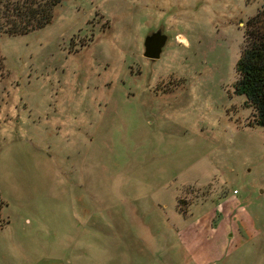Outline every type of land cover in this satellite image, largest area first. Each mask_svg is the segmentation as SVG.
I'll return each instance as SVG.
<instances>
[{"label":"rangeland","instance_id":"rangeland-1","mask_svg":"<svg viewBox=\"0 0 264 264\" xmlns=\"http://www.w3.org/2000/svg\"><path fill=\"white\" fill-rule=\"evenodd\" d=\"M263 4L61 0L0 34V264H264V127L234 88Z\"/></svg>","mask_w":264,"mask_h":264},{"label":"trees","instance_id":"trees-1","mask_svg":"<svg viewBox=\"0 0 264 264\" xmlns=\"http://www.w3.org/2000/svg\"><path fill=\"white\" fill-rule=\"evenodd\" d=\"M61 0H0V34L17 35L48 24ZM235 92L253 108V124L264 127V4L245 23L243 44L235 63ZM184 203L176 200L178 211L186 215Z\"/></svg>","mask_w":264,"mask_h":264},{"label":"water","instance_id":"water-1","mask_svg":"<svg viewBox=\"0 0 264 264\" xmlns=\"http://www.w3.org/2000/svg\"><path fill=\"white\" fill-rule=\"evenodd\" d=\"M166 41V36L159 29L147 34L143 39V56L154 59L157 58Z\"/></svg>","mask_w":264,"mask_h":264}]
</instances>
